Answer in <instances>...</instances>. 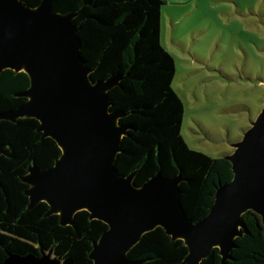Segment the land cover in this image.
Here are the masks:
<instances>
[{
	"label": "water",
	"instance_id": "95a60500",
	"mask_svg": "<svg viewBox=\"0 0 264 264\" xmlns=\"http://www.w3.org/2000/svg\"><path fill=\"white\" fill-rule=\"evenodd\" d=\"M74 14L54 11L51 0L37 5L0 0V72L23 71L28 86L16 95L25 100L6 111L0 121L35 118L38 131L60 148L53 165H33L22 177L28 187V207L41 201L47 215L58 214L61 225L86 210L106 224L92 242V264H138L127 255L142 234L159 226L172 240L187 247L184 264H199L213 248L222 262L229 258L236 237L246 230L243 214L264 221V104L233 151L224 156L232 177L219 183L206 215L188 217L180 199V175L156 172L137 185L135 172L120 174L115 159L127 126L122 114L110 108L108 90L116 76L93 80L80 50ZM0 154L8 155L0 137ZM0 264H73L39 249V254L8 252Z\"/></svg>",
	"mask_w": 264,
	"mask_h": 264
},
{
	"label": "trees",
	"instance_id": "16d2710c",
	"mask_svg": "<svg viewBox=\"0 0 264 264\" xmlns=\"http://www.w3.org/2000/svg\"><path fill=\"white\" fill-rule=\"evenodd\" d=\"M37 5L41 0H22ZM166 0H51L54 11L74 14L80 53L93 80L116 76L108 90L110 108L127 126L115 167L120 174L135 172L140 185L156 172L180 175V199L188 217L206 215L219 183L231 179L230 162L190 148L181 135L184 106L172 87L173 56L160 41L161 9ZM29 84L25 72H0V111L22 103L16 95ZM31 117L0 121V137L8 155L0 154V261L8 252L38 255L39 249L73 264H92V242L107 227L77 211L71 224L61 225L58 214L47 215L41 201L28 207V185L22 177L33 165L50 167L60 155L57 143L37 130ZM246 230L236 237L229 258L222 262L213 248L199 264H264V221L251 211L243 214ZM187 247L157 226L142 234L127 252L138 264H184Z\"/></svg>",
	"mask_w": 264,
	"mask_h": 264
},
{
	"label": "rangeland",
	"instance_id": "374dc122",
	"mask_svg": "<svg viewBox=\"0 0 264 264\" xmlns=\"http://www.w3.org/2000/svg\"><path fill=\"white\" fill-rule=\"evenodd\" d=\"M160 29L186 144L231 153L264 104V0H166Z\"/></svg>",
	"mask_w": 264,
	"mask_h": 264
}]
</instances>
